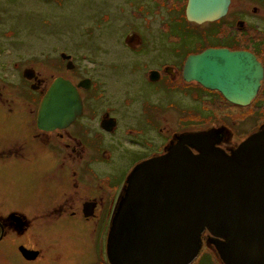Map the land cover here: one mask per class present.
<instances>
[{
  "label": "rangeland",
  "instance_id": "obj_1",
  "mask_svg": "<svg viewBox=\"0 0 264 264\" xmlns=\"http://www.w3.org/2000/svg\"><path fill=\"white\" fill-rule=\"evenodd\" d=\"M186 4L187 0H0V146L14 144L12 132L20 131L21 120L31 128L38 111L41 97L30 89L24 70H36L45 92L58 77L74 83L93 80L83 96L87 115L80 120L92 132L79 126L70 130L86 152L73 139L55 137L49 145L40 143L45 149L31 170L0 166V196H7L14 206L21 199L36 198L35 206L44 211L72 193L77 194L80 207L87 199L103 197L97 218L90 222L81 212L73 219L46 220L43 230L49 237L69 244L67 250L72 252L64 255L67 264H102L109 225L106 214L113 195L118 197L133 173L135 156L149 158L163 152L175 135L201 132L216 124L235 127L232 139L238 143L264 120L263 95L256 106L237 109L182 78L147 81L150 70L180 69L188 55L206 47L233 44V48L255 51L264 60V0H234L229 16L203 25L186 21ZM240 19L247 21V29L236 26ZM134 34L141 45L132 49L127 42ZM62 54L72 56L75 70L66 69ZM107 111L120 121V131L114 135H100L93 129ZM125 127L132 128L131 133ZM67 143L84 156L79 159ZM105 150L112 151V160L103 159ZM87 160L93 165L90 172H86ZM63 163L85 169L73 178ZM207 234L191 264H222ZM51 238L41 240V246L54 243ZM53 259L55 264H65Z\"/></svg>",
  "mask_w": 264,
  "mask_h": 264
},
{
  "label": "water",
  "instance_id": "obj_2",
  "mask_svg": "<svg viewBox=\"0 0 264 264\" xmlns=\"http://www.w3.org/2000/svg\"><path fill=\"white\" fill-rule=\"evenodd\" d=\"M230 5L231 0H187L186 18L197 25L214 23ZM25 73L30 77L33 71ZM183 77L246 104L259 92L264 68L248 52L210 48L188 57ZM158 78L151 73L152 81ZM89 87V80L75 85L58 77L40 104L39 129L75 122L83 114L79 90ZM172 149L129 177L108 235L110 262L191 264L207 231L224 264H264V132L232 155L208 146L201 134L183 137Z\"/></svg>",
  "mask_w": 264,
  "mask_h": 264
},
{
  "label": "flooded vegetation",
  "instance_id": "obj_3",
  "mask_svg": "<svg viewBox=\"0 0 264 264\" xmlns=\"http://www.w3.org/2000/svg\"><path fill=\"white\" fill-rule=\"evenodd\" d=\"M233 3H234V0H231L229 12L224 18L229 16L231 9H232V6H233ZM186 6H187V4H186ZM186 6L184 8L185 18H186ZM224 18H222V19H224ZM186 20H187V18H186ZM221 20H219V21H221ZM187 22L189 24H195V23L189 22L188 20H187ZM214 23H216V22H214ZM195 25H197V24H195ZM236 26H238L240 29H245V28L247 29L248 23H247V21L240 19L236 22ZM136 34H134L133 36H130V38L128 37L129 39H128L127 45L132 49L141 45V40L139 37L135 36ZM231 45H233V44H227L226 46H219V47H206L205 49H203L202 51H200L196 54H200V53H202L205 50L210 49V48H226V49H229L231 51L248 52V53L254 55L257 58V60L262 64V66L264 68V60H261L259 55L255 51L250 50V49H237V48H233ZM196 54L188 55L184 61V64L182 65V67L180 69H179V67H175V66H166L162 70H160V69L150 70L148 73L147 81H149V83L155 84V83L163 80L164 76H169L170 79H172V80L182 78L184 83L191 85V86L192 85L196 86L199 89H201L204 93H206L207 95H213L220 102H225L227 105L235 107L237 109L256 106L261 99L264 102V77H263V80L261 82V87H260L259 92L251 99V101L249 103H246V104L234 103V102L230 101L220 90H212L210 88H207V87L201 85L200 83H198L196 81L186 82L184 80V77H183V71H184L185 63H186L189 56L196 55ZM67 56H69V54ZM64 60L67 62V64H66L67 70L73 71L76 69L77 66L74 63V61L72 60L71 55H70V59H64ZM69 64H72L73 68L69 69L68 68ZM26 70L27 71H31V70L33 71V73L30 74L31 75L30 77H26V73L24 72ZM26 70L23 71V77L29 79L28 82H30V84H29L30 89L33 92H37L41 97V99L38 103V106H37V109L39 111L40 104H41L42 99H43V97L47 91L45 92L41 89L42 88V80L39 77V75L36 73V70H33V69H26ZM152 72L159 73V78L157 81L151 80V73ZM85 80L90 81L89 89H91V86L93 84V80L89 79V78H85L80 82H83ZM70 81L73 82L72 80H70ZM79 83H74V84L78 85ZM89 89H80L79 90L80 95L82 97V101H83V114L80 115L75 120V122H73L71 125H69L66 128L57 129L54 131H44V130L39 129L38 124H37L38 111L36 110L37 114L35 115V119H34V123H33L34 127L30 124L31 128L33 129V132L31 135H28L32 129L29 128V126L27 127L25 120H21L22 123L20 122V126H21V128L19 129L20 131H18V132L13 131L12 132L13 136L11 137L10 141L13 140L14 144L12 143L10 146H5V147L0 146V166L1 167H13V168H17L19 166V168L22 169L23 171L31 170L32 168H34L33 167L34 163H35L34 161L41 158V157H39L40 151L42 149H45L41 144H43L45 146L49 145L51 142H53L55 140V137L60 138V140L68 139V138L73 139L70 141H73V143L75 141V144L77 143L78 146L82 145L84 147L83 151L86 152V147H85L84 143L81 140H78L76 137H74L71 134L70 130L73 129L75 126L76 127L79 126V127H82L86 131L88 130L89 132H92L91 127L86 128V126L84 125V122L80 121L82 118H84L87 115L88 106H87V102L83 96H84V92H86ZM262 95H263V97L260 99V97ZM3 105H5V104H3ZM3 107H5V106H3ZM261 109L263 110L264 107H262ZM92 120H93V117H92ZM262 120H261V124L259 126H256L254 129H252V132L250 134H248L245 139H243L241 142H238V143L237 142L235 143V141L233 142V139H232V136H233L232 132L235 131V127H233L229 124H226V123L223 125H217L216 124L213 127L208 128L207 130H202L201 132H196V133L186 132V133L181 134V135H175L173 137V139L172 138L169 139V141L167 143L168 146L165 147L163 152H161L159 154L153 153L151 156H149V158L146 155L135 156L134 157L135 161L133 162V164L131 166V168H132L131 171H134V170L140 168L145 162H147L153 158H157V157H160V156H163V155L170 153L173 150L172 149L173 146L178 145L179 142H181V139H183V137H185L187 135H191V134L204 135L205 141H206L208 146H210L211 148L219 149L227 155H232L236 150H238V148L247 139H249L250 137H252L256 134L264 132V120L263 121ZM259 122H260V120L257 123H259ZM93 129H95L96 132L99 131L100 135H102V134L114 135V134H116V132L120 131V121L117 117H114L113 115L111 116V114L107 111L104 113L103 118H101L100 121L98 122V128L93 126ZM131 129L132 128H126L125 127V131L129 130L130 133H131ZM30 136H31V138H30ZM71 137H73V138H71ZM32 138L36 142L33 141ZM19 143H20V145H18ZM185 146H187L190 150H192L194 153L197 154V151L194 148V146H192L190 144L189 145L186 144ZM66 147L71 148L72 152L74 154H76L79 159H80V156L83 155L82 154L83 151H79L78 147L75 145H71V144L67 143ZM111 152H112L111 150H105L104 155H102L103 159L104 160H110V159L112 160L111 157L113 154ZM131 161H133V160H131ZM85 163H86V172L92 171L93 165L90 164L88 162V160ZM61 166L70 167L71 174H72L73 178L75 177L76 174H80V172H83L84 170H82V169H85L83 165H81L82 169H80V167H75V165H72V164L69 165L68 163H63ZM7 169H11V168H7ZM126 183H127V180H126ZM126 183H125L124 187L120 189L118 197L116 194L113 195V198L111 199V202H110L109 210L107 211V214H106V219L108 217L109 225L107 227L108 228L107 229V236H106V240H105L106 241V246H105V248H106L105 256L106 257H105V259H103L102 264H112L108 258V254H107L108 235H109V232H110V229L112 226V222H113L115 213L118 209L120 200L122 199V196L124 194V189H125ZM75 185L77 186V188L79 187V184L77 182L75 183ZM75 185H74V188H75ZM54 188L57 191V193H59L60 189H59L57 184H56V187H54ZM40 191L42 192L43 188H41ZM5 197H7V196H0V264H55L56 259L54 260L53 259L54 257H57V263H62L63 261L65 262V259H64V255H66L65 252L68 251V254H70L72 252V251L67 250V247H69V244H65L63 242L62 243H59V242L55 243V241H57V240L49 237V233L46 230L45 231L43 230V229H46V227H44V225L46 226V220L49 222L50 219H53V220L56 219V221L59 222L65 216H66L65 219H73L72 217H77V215L81 212L80 215H82L84 221L90 222V221H92L93 218H97V216H98L97 211L102 206V201H103V199H102L103 197L102 198H90V199H87L86 201H84L83 203H81V207H80V205H79L80 202H79V199L77 198V194L72 193L70 195H66V196L64 195L63 201L61 203H59L57 206H55L53 209L42 211V209H40L41 208L40 206H35L34 200L36 198L30 199V200H22L21 199L20 203H18L14 206L11 202L7 201ZM115 197H117V198L115 199ZM117 200H118V203H117ZM79 207H80V210L77 211V209H79ZM33 208L34 209L36 208V211H33ZM113 211H114V213H113ZM57 222H53V223L56 224ZM47 226H49V225H47ZM41 227H44V228H41ZM38 229H40V230H38ZM206 233H208L206 238L208 239L209 246L214 247V249L216 250V252L220 258V255H219V253L215 247V244L213 243L214 238L210 235L209 232L206 231ZM45 237H46V239H45ZM49 238L53 239L54 243L50 244L49 246H41V245H43L42 243H40L41 240H48ZM61 238H63V240H64L63 236ZM33 241H35L36 244ZM60 253L62 254L63 259L60 258V255H61ZM200 253H201V250H200ZM72 255H73V253H72ZM68 257L70 258V256H68ZM220 260H221L222 264H224V262L222 261L221 258H220ZM65 264H67V263L65 262Z\"/></svg>",
  "mask_w": 264,
  "mask_h": 264
},
{
  "label": "trees",
  "instance_id": "obj_4",
  "mask_svg": "<svg viewBox=\"0 0 264 264\" xmlns=\"http://www.w3.org/2000/svg\"><path fill=\"white\" fill-rule=\"evenodd\" d=\"M184 15H185V10H184ZM185 17V16H184ZM186 19V18H185ZM187 21V20H186Z\"/></svg>",
  "mask_w": 264,
  "mask_h": 264
},
{
  "label": "bare ground",
  "instance_id": "obj_5",
  "mask_svg": "<svg viewBox=\"0 0 264 264\" xmlns=\"http://www.w3.org/2000/svg\"><path fill=\"white\" fill-rule=\"evenodd\" d=\"M204 24H206V23H204Z\"/></svg>",
  "mask_w": 264,
  "mask_h": 264
}]
</instances>
